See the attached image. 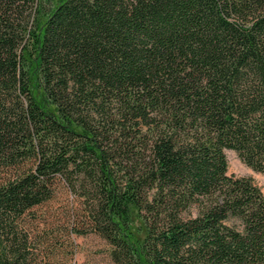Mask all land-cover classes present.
I'll return each instance as SVG.
<instances>
[{
    "label": "trees",
    "instance_id": "16d2710c",
    "mask_svg": "<svg viewBox=\"0 0 264 264\" xmlns=\"http://www.w3.org/2000/svg\"><path fill=\"white\" fill-rule=\"evenodd\" d=\"M226 149L264 174V0H0V264L59 184L113 264H264Z\"/></svg>",
    "mask_w": 264,
    "mask_h": 264
},
{
    "label": "rangeland",
    "instance_id": "374dc122",
    "mask_svg": "<svg viewBox=\"0 0 264 264\" xmlns=\"http://www.w3.org/2000/svg\"><path fill=\"white\" fill-rule=\"evenodd\" d=\"M228 173L237 176L252 177L264 192V174L247 165L238 154L226 149ZM78 207V200L68 197L63 184H59L55 197L47 203L34 208L28 214L29 226L35 241L44 242L43 256L48 264H113L110 245L99 234L82 231L83 225L75 216L70 215V208ZM77 221V222H76ZM77 223V224H76ZM79 223L81 225H79ZM79 231H73V226ZM138 237L143 236L140 220L135 222Z\"/></svg>",
    "mask_w": 264,
    "mask_h": 264
}]
</instances>
